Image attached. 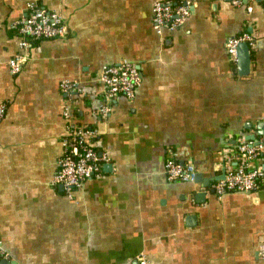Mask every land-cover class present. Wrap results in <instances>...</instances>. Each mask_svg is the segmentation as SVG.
<instances>
[{
	"label": "crops",
	"instance_id": "obj_1",
	"mask_svg": "<svg viewBox=\"0 0 264 264\" xmlns=\"http://www.w3.org/2000/svg\"><path fill=\"white\" fill-rule=\"evenodd\" d=\"M155 1H189L157 34ZM0 0V264H264V186L215 195L240 140L264 141V0ZM29 3L55 12L63 38L37 40L20 70L9 27ZM247 33L239 69L224 43ZM134 63L140 82L96 109L103 65ZM61 81L78 91L66 97ZM71 107L70 119L61 115ZM96 129L106 161L66 197L50 184L66 127ZM167 158L199 182L165 177ZM253 166L264 169L256 159Z\"/></svg>",
	"mask_w": 264,
	"mask_h": 264
},
{
	"label": "built area",
	"instance_id": "obj_2",
	"mask_svg": "<svg viewBox=\"0 0 264 264\" xmlns=\"http://www.w3.org/2000/svg\"><path fill=\"white\" fill-rule=\"evenodd\" d=\"M232 4H238L237 0H230ZM189 1L168 2L155 1L151 5V27L157 34L162 31L170 32L178 28L190 11ZM10 29L17 36L18 53L13 54L7 60V66L11 74L17 73L22 63L26 60L31 41L36 39L63 38L67 33L66 25L55 12L36 4L29 3L25 12L19 18L12 20ZM251 44V38L247 33L228 38L224 47L230 59H236V46L240 43ZM140 72L137 66L128 61L103 65L97 81L101 87V99L96 109L100 117H106L111 110V104L115 97L122 95L131 98L140 82ZM59 89L66 97L78 91L76 82L61 81ZM71 107L65 104L61 115L70 119ZM2 106H0V116ZM97 135L95 128L68 125L66 135L61 139V155L56 169L52 175L50 184L60 188L66 197H71L72 191L79 188L83 182L98 176L100 167L106 158L99 154L91 146L92 138ZM229 156L235 161L234 165L225 171L223 177L214 182L212 190L218 197L228 192H250L260 185L264 186V169L253 166L251 162L257 160L264 163V141L258 142L240 140L229 151ZM163 172L168 180L192 181L195 169L191 163H178L167 158L163 163ZM134 264H151L143 254L135 258Z\"/></svg>",
	"mask_w": 264,
	"mask_h": 264
},
{
	"label": "water",
	"instance_id": "obj_3",
	"mask_svg": "<svg viewBox=\"0 0 264 264\" xmlns=\"http://www.w3.org/2000/svg\"><path fill=\"white\" fill-rule=\"evenodd\" d=\"M248 49L244 42H240L236 46V63L239 69L243 70L248 64ZM258 127H264V122L258 123ZM222 178V177H220ZM219 179V178H218ZM201 180V175L199 173H194L193 182H199Z\"/></svg>",
	"mask_w": 264,
	"mask_h": 264
},
{
	"label": "trees",
	"instance_id": "obj_4",
	"mask_svg": "<svg viewBox=\"0 0 264 264\" xmlns=\"http://www.w3.org/2000/svg\"><path fill=\"white\" fill-rule=\"evenodd\" d=\"M37 40H42V39H36V40L31 41V47H32V44H33L35 41H37ZM31 47H30V48H31ZM74 125H77V123L74 124ZM259 182H260V184H262L260 180H259Z\"/></svg>",
	"mask_w": 264,
	"mask_h": 264
}]
</instances>
